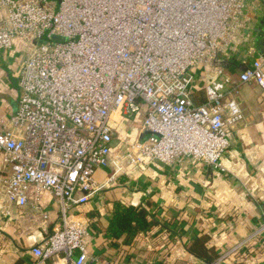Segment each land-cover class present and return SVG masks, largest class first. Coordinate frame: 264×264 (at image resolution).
Here are the masks:
<instances>
[{
  "label": "built area",
  "instance_id": "1",
  "mask_svg": "<svg viewBox=\"0 0 264 264\" xmlns=\"http://www.w3.org/2000/svg\"><path fill=\"white\" fill-rule=\"evenodd\" d=\"M257 9L255 0H0V50L21 40L26 54L17 112L0 116L10 168L0 211L11 217L47 191L61 220L26 264H88L89 226L69 215L105 185L95 174L112 163L117 111L131 119L146 106L150 136L133 147L152 162L223 167L230 131L244 120L241 88L264 91V50L246 54L237 78L228 68L242 48L255 51ZM35 208L32 219L48 218Z\"/></svg>",
  "mask_w": 264,
  "mask_h": 264
},
{
  "label": "crops",
  "instance_id": "2",
  "mask_svg": "<svg viewBox=\"0 0 264 264\" xmlns=\"http://www.w3.org/2000/svg\"><path fill=\"white\" fill-rule=\"evenodd\" d=\"M255 3L259 8L254 10L255 51L248 54L245 47L230 58L228 68L234 78L246 54L253 59L264 50V2ZM22 46L16 40L10 50H0V116L18 109L17 75L26 57ZM194 100H206L200 85ZM239 100L244 120L230 131L231 145L221 168L189 159L179 165L154 163L133 147L136 140L150 136L142 130L146 106L131 119L118 111L113 115L112 163L95 174L105 185L69 215L71 221L89 226L88 264H264V233L259 232L264 223V91L256 83L244 85ZM129 155L140 156L141 164L126 163ZM9 173L0 153V189ZM37 201L31 198L25 207L14 206L11 217L0 211V264L35 260L32 248L61 225L54 196L44 191ZM35 205L48 218L32 219ZM124 207L146 208L148 226L113 234V216ZM201 239L215 255L212 262L191 251ZM48 264H66V260L52 259Z\"/></svg>",
  "mask_w": 264,
  "mask_h": 264
},
{
  "label": "trees",
  "instance_id": "3",
  "mask_svg": "<svg viewBox=\"0 0 264 264\" xmlns=\"http://www.w3.org/2000/svg\"><path fill=\"white\" fill-rule=\"evenodd\" d=\"M146 215L147 209L144 207H124L118 209L113 216L111 231L113 234H116V236H120L125 230L129 231L134 227L143 229L149 224ZM191 251L207 262H212L215 256L214 254H210V252L204 248V239L194 243Z\"/></svg>",
  "mask_w": 264,
  "mask_h": 264
},
{
  "label": "rangeland",
  "instance_id": "4",
  "mask_svg": "<svg viewBox=\"0 0 264 264\" xmlns=\"http://www.w3.org/2000/svg\"><path fill=\"white\" fill-rule=\"evenodd\" d=\"M51 1H54L57 5H59L60 4V2H61V0H51ZM46 37H44V39H45Z\"/></svg>",
  "mask_w": 264,
  "mask_h": 264
}]
</instances>
